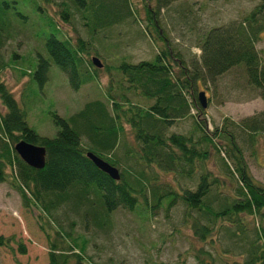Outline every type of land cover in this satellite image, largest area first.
<instances>
[{
  "label": "trees",
  "instance_id": "16d2710c",
  "mask_svg": "<svg viewBox=\"0 0 264 264\" xmlns=\"http://www.w3.org/2000/svg\"><path fill=\"white\" fill-rule=\"evenodd\" d=\"M180 1L140 0L144 19L154 31L152 42L161 44L151 58L138 61H130L127 55L126 61L116 62L105 52L115 62L110 67L99 60L97 51L91 53V48L95 49L96 39L110 27L135 22L133 26L142 29L130 0H68L80 13L89 35L88 40L77 38L73 43L61 36L55 22L35 0H0V15L23 19L27 10L40 15L38 25L51 30L50 34L43 33L48 60L66 74L73 90L93 81L99 85L100 67L92 64L94 55L90 54L96 55L108 75L114 70L119 77L114 81L109 76L104 85L103 98L108 105L95 100L78 113L100 124L97 133L79 132L52 112L57 127L52 137L39 135L29 127L25 110L0 80L4 109L0 113V183L7 182L24 206L36 205L49 217L61 209L60 216L65 220L69 214L79 215L85 229L89 221L104 226L106 216L117 208L133 211L142 206L151 213L152 209L170 208L178 202L183 208L182 221L188 222L197 240L212 244L214 238L209 235L215 229L221 232L224 243L220 254L238 256L239 260L232 263L264 264V185L251 176L243 155L244 148L254 153L259 137L264 140V110L208 131L199 119L205 108L197 100V93L203 91L199 86L207 90L206 84L240 66L247 85L264 102V64L255 48L264 38V0H249L253 7L238 20L205 31L196 44L197 55L175 49L159 25L160 13H172L173 4ZM61 6L64 9L65 5ZM60 13L66 20L67 12L61 9ZM100 44L98 40L96 45ZM3 46L0 40V72L9 67L1 54ZM118 46L112 48L117 54ZM125 56L121 55L123 59ZM48 60L39 56L33 71L12 69L18 76H26L23 85L33 79L41 87L47 78ZM121 90L133 92L142 105L127 102ZM115 93L123 101H116ZM186 118L191 121L186 131H169L173 123ZM122 121L128 125L130 136L125 135ZM80 133L87 142H81ZM19 140L44 148L41 168L30 167L18 157L13 145ZM87 151L114 166L119 178L113 180L97 169L86 157ZM211 157L215 172L207 166ZM163 174H170L171 180ZM89 192L96 198L91 199ZM73 224L67 219L64 233L60 227L54 229V238L48 239L46 264H89L83 254L84 239L71 237ZM10 240L0 234V246L9 248ZM17 250L25 253L24 245L19 243ZM213 255L202 247L192 254L197 264H227Z\"/></svg>",
  "mask_w": 264,
  "mask_h": 264
},
{
  "label": "rangeland",
  "instance_id": "374dc122",
  "mask_svg": "<svg viewBox=\"0 0 264 264\" xmlns=\"http://www.w3.org/2000/svg\"><path fill=\"white\" fill-rule=\"evenodd\" d=\"M35 1L52 22H55L62 37L72 43L77 38L89 39L82 25L80 13L68 3V0H49L47 3L43 0ZM130 1L143 32L134 27L137 25L135 22H131L129 26L126 23L110 27L103 31L101 38L96 39V42L101 41L99 46L103 51L96 42L95 49L91 48V53L97 51L99 60L110 67L115 62H111L109 58L116 62L126 61L128 56L130 61L151 58L161 44L157 42L155 45L154 41L152 42L151 38L155 39L154 31L144 19L140 0ZM61 5H65L64 9ZM253 5L254 3L249 0H181L173 4L172 13H160L159 25L175 49L187 55H197L196 44L205 31L228 21L238 20L244 13L250 11ZM61 9L68 14L66 20L62 19ZM25 13L23 19L13 14L0 15V40L4 42L1 54L9 66L1 70L0 80L10 89L17 104L25 110L26 122L37 134L48 137L55 135L57 127L53 123L52 112L64 118L69 126L79 132L85 130L97 133L100 124L95 125L96 121H89L85 118L87 115L78 113L88 102L95 100L103 102L104 85L108 82L109 76H112L114 81L117 80L118 74L110 69L111 73L108 75L100 67L97 71L99 85L93 81L81 84L77 90H73L69 86L66 74L52 60H48L45 52L43 33L50 34L51 30L38 25L39 14H36L37 16L30 14L28 10ZM92 28L90 27L91 33ZM141 32L144 33L143 37H140ZM102 38H109L114 43ZM117 44L118 54L112 50ZM255 48L264 64V38L255 44ZM121 55H126L125 59ZM39 56L48 60L45 82L38 87L31 79L29 84L23 85L26 76H18L12 68L25 72L33 71ZM206 87L207 90H204L199 86V90L204 91L207 101L204 113L199 119L204 121L208 131L221 126L222 123L238 121L264 110V102L256 95V91L247 85L240 66L230 68L216 78L214 83L206 84ZM121 91L127 102L142 105L140 99H135L133 92ZM114 95L116 101H123L116 93ZM104 104L108 105L106 101ZM3 111L0 103V113ZM190 122L189 118L176 121L169 127V131L184 132L190 126ZM122 126L125 135L130 136L129 127L124 121ZM80 139L81 142L86 141L82 133ZM258 139L254 153L250 154L249 150L244 148L243 155L251 176L259 184L264 185V140L260 137ZM219 143L223 141L220 140ZM212 160L214 162L211 157L207 166L215 172ZM165 176L171 180L170 174ZM90 186L93 190L96 189ZM89 196L91 199L96 198L91 192ZM182 209L178 202L170 208L152 209L151 213L142 206L133 211L117 208L106 216L107 224L104 226L97 227L88 220L89 225L85 229L81 225L79 215L69 214L65 220L60 216L62 209L53 211V217H49L36 205L24 206L17 192L7 182H1L0 234L10 237L11 240L9 248L0 246V264H46L48 239L54 238V229L59 227L63 233L66 232L67 219L74 221L71 237H77V241L83 238L85 241L83 254L89 264H197L192 254L201 247L213 253L214 257L218 256L222 261H227V264H234L233 260H239L236 254L228 253L226 256L220 254L222 252L220 247H223L224 243L220 238L221 232L215 229L209 235L214 238L212 244L197 240L192 235L188 222L182 221ZM19 243L25 247L23 254L18 253ZM204 257L207 261V257Z\"/></svg>",
  "mask_w": 264,
  "mask_h": 264
},
{
  "label": "water",
  "instance_id": "95a60500",
  "mask_svg": "<svg viewBox=\"0 0 264 264\" xmlns=\"http://www.w3.org/2000/svg\"><path fill=\"white\" fill-rule=\"evenodd\" d=\"M91 62L96 67H101V63L97 57H91ZM197 100L201 108H205L207 101L204 91H199L197 93ZM13 150L18 155V157L28 166L33 168H41L44 165V148L35 144H31L24 140H19L13 145ZM86 157L93 163V165L108 175L111 179L117 180L119 178L118 170L96 156L90 151L86 152Z\"/></svg>",
  "mask_w": 264,
  "mask_h": 264
}]
</instances>
